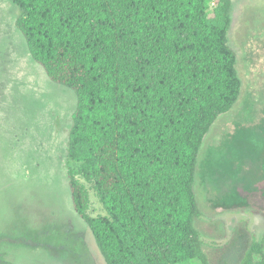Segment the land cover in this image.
Here are the masks:
<instances>
[{
	"label": "trees",
	"instance_id": "obj_1",
	"mask_svg": "<svg viewBox=\"0 0 264 264\" xmlns=\"http://www.w3.org/2000/svg\"><path fill=\"white\" fill-rule=\"evenodd\" d=\"M10 1L32 59L77 96L67 176L106 263L215 264L197 173L206 136L241 96L233 1ZM239 264H264V236Z\"/></svg>",
	"mask_w": 264,
	"mask_h": 264
},
{
	"label": "rangeland",
	"instance_id": "obj_2",
	"mask_svg": "<svg viewBox=\"0 0 264 264\" xmlns=\"http://www.w3.org/2000/svg\"><path fill=\"white\" fill-rule=\"evenodd\" d=\"M232 1L241 96L206 136L197 173V227L215 264H239L264 236V0ZM19 13L0 0V264H107L72 204L77 96L32 59Z\"/></svg>",
	"mask_w": 264,
	"mask_h": 264
}]
</instances>
